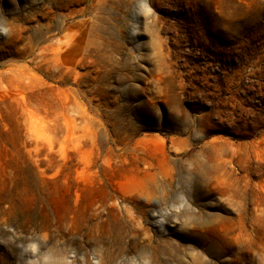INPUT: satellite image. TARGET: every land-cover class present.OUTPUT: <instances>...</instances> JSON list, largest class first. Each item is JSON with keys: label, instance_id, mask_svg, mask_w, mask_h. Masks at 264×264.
I'll list each match as a JSON object with an SVG mask.
<instances>
[{"label": "rangeland", "instance_id": "rangeland-1", "mask_svg": "<svg viewBox=\"0 0 264 264\" xmlns=\"http://www.w3.org/2000/svg\"><path fill=\"white\" fill-rule=\"evenodd\" d=\"M0 77V264H264V0H0Z\"/></svg>", "mask_w": 264, "mask_h": 264}, {"label": "bare ground", "instance_id": "bare-ground-1", "mask_svg": "<svg viewBox=\"0 0 264 264\" xmlns=\"http://www.w3.org/2000/svg\"><path fill=\"white\" fill-rule=\"evenodd\" d=\"M102 26V23L97 20H87L83 23L82 32L78 35L68 33L63 41H59V44H56L52 47V53L56 58H63L66 60H71L84 50L85 46L95 40L94 32L95 28ZM62 27V26H61ZM2 79L0 77V103L4 104L6 107H14L17 109H23L25 104L24 93L21 92L25 87L16 82L8 81V85H2ZM31 116V122L37 124L41 122L42 119L36 113L30 112L28 114ZM34 134L39 135V130H34ZM28 160L33 163L36 162V159L32 155H28ZM135 188H142L138 184Z\"/></svg>", "mask_w": 264, "mask_h": 264}]
</instances>
